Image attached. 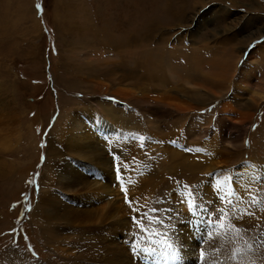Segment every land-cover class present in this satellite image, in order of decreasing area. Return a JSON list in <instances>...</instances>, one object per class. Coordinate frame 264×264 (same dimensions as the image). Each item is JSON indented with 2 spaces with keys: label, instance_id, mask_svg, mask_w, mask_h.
<instances>
[{
  "label": "rangeland",
  "instance_id": "rangeland-1",
  "mask_svg": "<svg viewBox=\"0 0 264 264\" xmlns=\"http://www.w3.org/2000/svg\"><path fill=\"white\" fill-rule=\"evenodd\" d=\"M183 8L187 10L181 13ZM226 11L232 16H226ZM144 35L151 38L142 49L136 48L134 44ZM116 44L124 56L137 52L131 56L133 62L123 60L112 49ZM126 44L123 51L121 46ZM167 45L178 50L170 60L173 63L181 61L178 54L186 45L198 47L209 63L231 50L233 60L241 58L237 66L239 75L231 71V76H235V83L240 81L242 87L249 90L250 96L238 97L232 102L231 96H236V92L231 89L225 97L203 106L197 103L201 102L199 99L193 102L196 99L182 98L181 108L177 111L167 107L162 109L152 100H128L115 93L122 85L127 86L124 90L128 86L144 89L146 85L134 86L149 78L144 76L146 68L140 61L143 48L148 51V57L157 52L165 59L169 58L164 52ZM259 46L264 48V0H0V264H72L78 259L75 254L81 252V243L74 250L73 241H51L43 232L47 225L40 224L36 208L43 192L46 199L49 194L55 199L52 201L71 207L70 200L74 196L67 186L69 180L88 184L76 190L74 199L91 197L88 191L93 186L108 182L107 177L106 180L101 178L106 170L104 165H107L105 155L103 159L98 156L101 150L115 160L112 161L114 165L109 164L114 170V173L109 172L112 180L118 176L117 167L122 181L128 185V179H135L140 167L146 169V173L152 172L148 181L142 176L144 181L132 193L131 204L127 196L124 197L127 193H121L115 202L119 207L125 198L124 203L130 206L126 207V217L132 222L151 208L154 197L148 194L151 197L145 199L144 193L149 192L143 190L146 187L158 190L169 182L168 194L172 202L165 204L177 208L183 203L179 195L189 197L190 193L196 194L198 187L199 191L216 194V198L222 200L230 196L223 192L236 177L260 183L261 177L255 180L246 168L258 164L264 168V101L253 102L250 107L246 102L264 95V50L253 54L250 63L245 64L246 58ZM204 67L206 71L210 70L208 64ZM130 70L137 71L141 77H129ZM155 70L160 71L156 67ZM158 75L157 80L146 82L152 83L153 87L160 86L158 83L165 79ZM167 78L171 80L172 75L167 74ZM133 93L137 94L135 90ZM105 104L120 109V117L125 123L111 121V114L104 110ZM188 105L194 109H189ZM224 105L229 106L226 111L232 116L227 122ZM195 119L202 120V124L192 130L190 123ZM80 120L86 123V130L82 131L86 137L88 134L92 138V131L97 127L122 131L119 153L108 150L113 143L108 139L109 132L104 131L99 139L91 141L89 138L92 145L86 147L89 153L79 145L75 146L79 138L76 140L73 131ZM144 138L153 142V151L149 156H138L134 148ZM142 148L149 153L148 148ZM170 150L175 156L172 159H168ZM194 158L201 168L185 172V167L192 165ZM118 160L122 163L117 164ZM60 165V175L66 179L61 181L55 177L52 181L49 174H54L56 166ZM209 167L212 169L208 170ZM44 178H48L47 183L43 182ZM221 180L224 184L218 185ZM50 181L53 183L49 184ZM181 184L184 187L180 188ZM245 185H248L245 196L250 197V186ZM110 190L119 192L115 188ZM262 194L264 196V187L254 198L264 199ZM239 195L235 196L237 201H227L224 206L230 211L234 206L239 212L248 208L245 215L248 213L254 224L262 223L263 210L250 199L245 201L244 192ZM134 196L140 201L135 203ZM175 197L179 200H173ZM243 217L235 212L237 222ZM197 223L203 225L201 220ZM262 229L264 227L258 231L256 239ZM67 247L69 252L62 251Z\"/></svg>",
  "mask_w": 264,
  "mask_h": 264
},
{
  "label": "bare ground",
  "instance_id": "bare-ground-1",
  "mask_svg": "<svg viewBox=\"0 0 264 264\" xmlns=\"http://www.w3.org/2000/svg\"><path fill=\"white\" fill-rule=\"evenodd\" d=\"M182 10L183 11L180 10L179 11L181 13H184V10L186 11L187 8L186 9L183 8ZM172 13L175 12L172 11ZM174 15L176 16V14ZM226 16H232V14L226 11ZM180 19L182 20V18ZM230 27L232 31L233 27L231 24ZM147 29H149V27ZM150 30L151 32L154 31L152 27H150ZM150 38H151L150 36L144 35L142 38L139 39L140 42L135 40L136 43L134 45L136 46V48L140 47L142 49V46ZM116 45L117 46H112V49H114L115 52H117L118 55L121 56L123 60L126 59L130 63L133 62L131 56L132 54L134 55L137 52L131 54L129 53L127 54V56H124L123 54H121L120 51H118V44ZM134 45L132 46V48L135 47ZM207 45H210V43L209 44L207 43ZM186 46L187 47H183L179 51L178 55L181 57L180 58L181 61L178 63H173L170 61L173 60V56L176 55V53L178 52V50L175 48L171 49L168 47V45L165 47L166 51L164 50L163 51L166 52L165 54H167L169 57V58L166 57L165 59L161 58L160 57L161 54L159 55L157 52L156 54L150 53V56L148 57L147 56L148 51L143 48L142 50L143 55H141L140 61L143 62V65L146 68L144 70L145 72L144 76H147L149 78L145 79L144 83L141 82L140 84H135L134 86L139 88V86L146 85L147 88L146 87L144 89L139 88L136 90L134 87L132 88V86H128L129 88L127 90H124L123 88L127 86L122 85L118 87V90L115 93L126 97L128 100H137V99H143L145 101L152 100L155 102V104H158L162 109L164 107H167V108H174L177 111H179L181 108L182 98L188 100L190 99L192 101L196 99L193 102H197V99H199V101L201 102H197V103L203 106L206 104L213 103L218 98L225 97L228 93L231 92V89L236 92V93L234 92L236 96L233 95L231 96L233 98L231 99L232 102L235 101V98L250 96L248 92L249 90L246 89L245 87H242V84L239 80L238 83H235L233 79L235 76L234 75L231 76L232 74L231 71L234 74L237 73V75H239L238 74L239 68L237 66L239 65L238 62L241 59L240 57H238L239 58L238 60H233L230 56L231 50L230 52L229 50H226L227 52L222 51L223 56L221 55L216 60L214 59L215 61L209 63L206 59H204L201 56L200 54L201 50H198L197 49L198 47L197 48L192 46L190 47V45H186ZM121 47H123V51H124L126 50L125 47H127V44L125 46L122 45ZM263 50L264 48L262 46H259L247 58L245 64L247 65L250 63L253 54H258L261 51L263 52ZM229 56L230 58L228 59L227 57ZM205 64H208V67L210 69L209 71L205 70L206 69L204 67ZM155 67L160 71H156ZM135 70H137V68H135ZM137 71L130 70L129 77L130 76H132L131 78L138 77L139 79L141 76L137 74ZM174 72L179 73L180 75L183 76V78H180L181 77L180 75L178 77L174 76L175 74ZM158 74L163 76L165 79V82L163 81L160 83L157 82L158 85L160 86L153 87L154 85H152V83L148 84L146 82L149 79L153 81L157 80V78H159ZM167 74L172 75L171 80L167 78ZM133 90H135L137 94L136 93L134 94ZM151 93L158 94L159 96H154V95L152 96L150 95ZM174 95L178 97L176 98V96ZM254 99L253 101L250 100V102H246L247 105H249L248 107H250L251 104L253 105V102L256 101L258 103L263 102L264 95L258 96V99L256 100ZM227 107L229 106L228 105L223 106L224 108L223 110L225 111L226 114V122L229 118L232 117L226 111ZM188 108L191 110L194 109V107L190 105H188ZM104 110L107 111V114H111V116L109 117L111 121H116L115 123H119L122 120L120 117V113H121L120 109L105 104ZM199 119H204V118L200 117ZM199 119L197 120L195 119V122L190 123L191 124L190 128L192 130H196V128L201 126L202 120L200 121ZM122 122L125 123L124 120H122ZM85 124L86 123L83 120H80L76 125L73 134L75 138L76 137L79 138V140H77L76 138L77 141H75V146L79 145V147H82L84 149V152L86 149L87 152L89 153V150L86 147L87 145H89V148L92 146L89 144L90 143L89 138H91V135L89 137V135L87 134L86 137L85 136L86 134L82 133V131L86 130ZM103 131L109 132L108 136L110 138L108 139H110V141L113 143L112 147L108 150L109 151L116 150V152L119 153V148L123 142L121 140L122 131L120 132L118 130H114L113 128L109 130H105L97 127L92 131L93 137L91 138L92 139L91 141L95 139H99L100 136L102 135L101 132ZM137 143H138L137 146L134 148V152L136 155L138 156L151 155L153 151L151 144L153 142H150L149 139L144 138ZM156 143L158 142H155V144ZM143 146L148 148L149 153L142 150ZM153 147L157 149H163V147H159L156 145H154ZM49 153H51V149ZM75 153L78 154V151H76ZM92 154H93V150H91V155ZM106 154H107L106 151L101 150L98 156L101 159H103V156L105 155L104 163L107 165H104V169L106 170H105V174L102 175L101 178L105 179V177H107L108 182L99 184L100 185V186L98 185L99 187L97 185L93 186V188H91L90 191H88L91 197L84 196L85 198L81 197L79 199H74L75 195H77L76 190H78V188L83 189L88 184L85 183L83 185V182L78 183L74 180H69L67 186L71 189L72 196H74L73 200H70L71 202L70 204L72 205L71 207L65 205L63 202L56 203L52 201L55 199L51 197L49 194H48V198L46 199L45 193L43 192L42 196L40 197L38 206L36 208V211H39V215L41 218L40 224L47 225V228H45L43 232L49 239H51V241L56 240L58 241V243H64L66 240H67L66 242L73 241L74 243L73 246H75L74 250H77V248L80 246L81 252L75 254V256H78V259L72 262V264H217V260L224 261V264H234L233 261H230L228 259V253L233 248L240 249V253L238 255L243 256L244 264H264V248L259 249L258 252H247V246L245 244V240H248L249 242H254L256 240L258 231L264 227V221H262V223L254 224L251 220L252 218L249 217L248 213L247 215H245L246 214L245 210H247L248 208L244 209L243 212H239V211H235V207L233 206L231 210L233 213H231L230 209H228L227 206H224L225 202L227 201L230 200L237 201L235 196H238L239 194L241 195L242 192H244L243 199H245V201L247 199H250V197L245 196V194L247 193L244 190H246V187H248V185L245 184H249L251 190L250 194L252 195V197L256 195V192L259 193V191L262 190V188L264 187V182H262L264 181V168L261 165L258 164V166L256 167L253 165L254 167L246 168L248 171L252 172L251 173L253 174L252 178L254 177L255 180L261 177L260 183H257L256 181L250 179L236 177L237 179H233L234 183L230 184V186L226 188L225 192L222 191L223 194L230 196L224 197L222 198V200L216 198V194L207 195L202 190L199 191V187H198V189H196L195 191L196 194L190 193L189 197L188 195L187 197H185L184 195L180 194L179 196H182L181 199H183V203H181L179 207L176 206L177 208H175V205L173 206V204L170 206L169 204H165V202H168L171 199V197H169L170 195L168 194V186L170 185L169 182H167V186H165L164 188L160 189L158 187L159 188L158 190L156 188L146 187L143 190H145V192L146 190L149 192H147V194L144 193V195L148 197V198L145 197V199H149V197L151 196L154 197V200L153 198L152 201L150 200L151 208L148 209V211L146 210V213H148L147 218L150 220L149 221L147 220L146 222L142 221L139 224L137 223L135 224L134 222L129 220L128 217H126V207L130 208V206L129 205L126 206V204L124 203L125 198H123L124 200H122V204H120L119 207L115 205V202L118 201L121 193L124 194L127 193V195L124 194L123 195L124 197L127 196V200L129 203L130 201L129 199H131L132 193H135V189L140 187L141 183L144 181V179H141L142 176H144L145 179L148 181L149 176L150 174H152V172L151 170H148L146 173L145 172L146 169L142 170L143 167H140V169L136 170L137 176L135 179L130 180L127 178L129 185L127 184V182L125 184V182L122 181L123 178H121L122 175L120 176V171L117 172L118 174L117 178L115 179L113 177L114 179L112 180L109 172L112 170L114 173V170H113V166L111 168L109 164H111V162L112 161L114 162L115 160L114 159L111 160L110 157L107 156ZM207 155L211 156V154H207ZM172 157L175 156L174 155L172 156L170 150L168 152V159H172ZM211 157L209 158V160H213ZM181 158H183V156ZM196 158H194V160L192 161V165L189 164L187 167H185V172L195 171V169L201 168L200 163L196 164L197 161L195 160ZM187 159L189 160L192 158H187ZM153 160L155 162V158H153ZM118 163L121 164L122 160L120 162L118 160L117 164ZM212 166L213 165L211 162V167ZM259 166L262 167L261 169H259L260 171L258 170ZM80 167L83 166L81 165ZM172 167H174V165ZM211 167H209L208 170L212 169ZM61 168H62L61 165L56 166V171L54 172V174L51 173L49 174L48 171H46V174L48 173L50 175V179H52V181L55 177L61 181H64L66 177H62V175H60ZM127 170L128 169L123 171V173H126ZM48 174L47 177H49ZM154 177L155 179L157 178L156 175H154ZM150 178L153 179V176H151ZM47 180L48 178L46 179L44 178L43 182L47 183ZM52 181H50L49 184L53 183ZM158 183H160V181ZM152 186H154V184H152ZM179 187L181 188L184 186H182L181 184ZM111 188L118 189L119 192L115 193L113 192V190H110ZM72 190L74 192H72ZM59 193L60 192L57 191L58 195ZM148 194H151V196H149ZM260 195L261 194H259V196ZM262 197H264L263 194ZM133 200L135 203L140 201L138 196H134ZM173 200H179V197L178 199L175 197L173 198ZM252 204L254 205L257 204L255 206L260 208V210H263L262 212L264 213L263 198L255 199V202L254 203L252 202ZM233 205L235 204L233 203ZM248 207L250 208L249 205ZM48 208H51V211ZM226 208L228 210H226ZM153 209H157L158 211L153 212L152 211ZM193 211H195V215L191 214ZM222 212L227 213V215H222ZM235 212H237L239 216H244L241 222L236 221ZM241 213H243V215H241ZM153 217H155V220L153 219ZM200 220L203 223V225H198L197 221ZM217 220H219L222 223L223 227H218L214 231L212 224L214 221ZM153 222L155 225L153 224ZM145 224H148V227L150 229L147 232L141 231L144 228ZM236 228L251 229V232L238 234L235 231ZM149 237L150 240L148 239ZM78 243L79 244L81 243V245H79ZM68 247L64 250L62 249L61 250L69 252ZM217 249H219V251H217ZM201 251H203L204 253L203 257H201L200 255Z\"/></svg>",
  "mask_w": 264,
  "mask_h": 264
},
{
  "label": "snow or ice",
  "instance_id": "snow-or-ice-1",
  "mask_svg": "<svg viewBox=\"0 0 264 264\" xmlns=\"http://www.w3.org/2000/svg\"><path fill=\"white\" fill-rule=\"evenodd\" d=\"M39 8V5L37 6ZM118 159V157L116 158ZM122 167V165L120 166ZM119 167L116 168V171L119 172ZM224 184V181L221 180V181H218V185H223ZM249 191V194H250V188L248 189ZM250 199L252 200V202L254 203L255 202V198L252 197L250 195ZM129 203L131 204L132 202L129 201ZM153 212L155 211H158L157 209H153L152 210ZM192 215H195V211H193L191 213ZM250 215H254V213H249ZM222 215H227V213H223L222 212ZM241 215H243V213H241ZM147 216H148V213H141L140 214V218H133L134 220V223H137L139 224L140 222L144 221V220H147ZM153 219L155 220V217H153ZM151 223V222H149ZM212 227H213V230L215 231L218 227H223L222 223L217 220V221H214L213 224H212ZM149 227H148V224H145L144 228L141 230V231H144V232H147L149 231ZM236 233H249L251 232V229H242V228H236L235 229ZM155 234V233H154ZM150 240V237L148 238ZM245 244L247 246V252H258L259 249H262L264 248V229H262L260 231V235L258 236V238L254 241V242H249L248 240H245ZM217 251H219V249H217ZM240 253V249L239 248H233L229 251L228 253V259L230 261H233L234 264H244V258L243 256H240L238 255ZM201 257H203L204 253L203 251H201L200 253ZM217 264H224V261L222 260H217Z\"/></svg>",
  "mask_w": 264,
  "mask_h": 264
}]
</instances>
